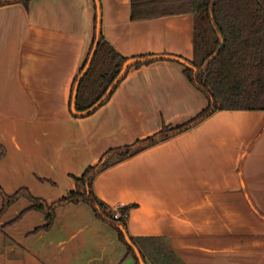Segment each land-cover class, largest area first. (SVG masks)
<instances>
[{
    "label": "crops",
    "instance_id": "obj_1",
    "mask_svg": "<svg viewBox=\"0 0 264 264\" xmlns=\"http://www.w3.org/2000/svg\"><path fill=\"white\" fill-rule=\"evenodd\" d=\"M102 32L127 57L193 59L192 13L131 18V0H100ZM95 0L0 6V186L53 202L110 148L188 121L209 104L185 65L132 66L94 112L71 109L95 33ZM96 194L132 205V236H163L186 264H264V109H219L98 173ZM3 197L0 193V208ZM26 196L0 218V264H134L118 230L87 202L56 208L50 228Z\"/></svg>",
    "mask_w": 264,
    "mask_h": 264
},
{
    "label": "trees",
    "instance_id": "obj_2",
    "mask_svg": "<svg viewBox=\"0 0 264 264\" xmlns=\"http://www.w3.org/2000/svg\"><path fill=\"white\" fill-rule=\"evenodd\" d=\"M30 1L0 0V6L15 2L29 6ZM182 13H192L195 17L194 57L189 60L197 70L185 65V73L207 95L208 106L188 121L177 125L165 123L161 130L150 136L108 149L97 163L88 166L81 176H75L76 187L73 190L51 203L33 195L28 188L23 187L15 193H7L0 186L3 197L0 218L16 200L26 196L32 202L30 208L45 213L47 222L43 228H50L59 205L84 201L92 206L98 217L118 230L129 254L135 258L134 264H142L122 230L124 228L128 232L127 216L132 205L114 208L103 201L93 188L96 175L119 161L192 128L219 109H264V0H131L133 20ZM96 24L97 15L93 42L74 79L73 91L93 49ZM143 56L148 55L137 57ZM128 58L130 57L118 52L101 31L92 65L79 85L77 110L85 111L91 108L105 95ZM151 61L153 60L140 61L133 66H141ZM120 82L102 104L111 97ZM3 155L4 150L0 157ZM130 237L140 249L146 264H186L163 236Z\"/></svg>",
    "mask_w": 264,
    "mask_h": 264
},
{
    "label": "water",
    "instance_id": "obj_3",
    "mask_svg": "<svg viewBox=\"0 0 264 264\" xmlns=\"http://www.w3.org/2000/svg\"><path fill=\"white\" fill-rule=\"evenodd\" d=\"M4 1H13V0H4ZM95 1H96V5H97L96 39H95V42H94L93 49H92V51L90 53L89 59H88L86 65H85L84 69L79 74L78 80L76 82V85H75V88H74V91H73L71 109H72V112L75 115L84 116V115L90 114L92 111L97 109V107H99L102 104V102L112 93V91L115 88V86L124 77V75L130 69V67L133 66L137 62L146 61V60H157V59H171V60L179 61V62L183 63L184 65L193 67L195 70H197V68L191 63V61L189 59H187L186 57H183L181 55L172 54V53L152 54V55L143 56V57H130L123 64L121 72L116 77L114 82L110 85V87L108 88V90L105 93V95L95 105H93L91 108H89V109H87L85 111L77 110L76 100H77V96H78L79 85H80V82H81L82 78L85 76V74L88 72V70L90 69V67L92 65L94 56L96 54V51H97V48H98V45H99V42H100L101 31H102V5H101V1L100 0H95ZM122 230L125 233V236H126V239H127L128 243L135 249V252H136L138 258L140 259L141 263L142 264H146L140 249L134 243V241L130 237L129 233L124 228H122Z\"/></svg>",
    "mask_w": 264,
    "mask_h": 264
},
{
    "label": "built area",
    "instance_id": "obj_4",
    "mask_svg": "<svg viewBox=\"0 0 264 264\" xmlns=\"http://www.w3.org/2000/svg\"><path fill=\"white\" fill-rule=\"evenodd\" d=\"M117 215H119V213Z\"/></svg>",
    "mask_w": 264,
    "mask_h": 264
}]
</instances>
